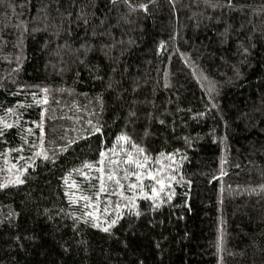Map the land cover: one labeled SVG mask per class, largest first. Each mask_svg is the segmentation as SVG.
I'll list each match as a JSON object with an SVG mask.
<instances>
[{
  "label": "trees",
  "instance_id": "1",
  "mask_svg": "<svg viewBox=\"0 0 264 264\" xmlns=\"http://www.w3.org/2000/svg\"><path fill=\"white\" fill-rule=\"evenodd\" d=\"M0 131V264H264V0H0Z\"/></svg>",
  "mask_w": 264,
  "mask_h": 264
},
{
  "label": "snow or ice",
  "instance_id": "2",
  "mask_svg": "<svg viewBox=\"0 0 264 264\" xmlns=\"http://www.w3.org/2000/svg\"><path fill=\"white\" fill-rule=\"evenodd\" d=\"M140 7L145 8L146 6L145 5H140ZM4 127L5 128H10L11 125L5 124ZM96 131L99 132L100 129L97 128ZM3 134H4L3 131H0V136H2ZM117 139L118 140H121V141H125V140H128L130 138L129 137H126L124 135H121ZM132 146L133 147H137V145H135V144H133ZM143 153H144V150L142 148H138V154H140V155L143 156ZM36 155H41V153H36ZM100 155L103 157L104 156V153L101 152ZM169 158H171V157H169ZM43 159L44 160H48L49 159V157L47 156L46 153L43 155ZM146 159H147V157L144 156L143 157V160H146ZM127 163L134 164L135 167H136V169H140L141 170V171L131 172L130 174L131 175H135L136 180L139 182V189H140L141 194H143L146 199H151L152 202H153V206L158 207L159 206V202H158L159 194L157 192L156 187L155 186H152L151 187V196H148L146 193H144V185H143L142 181H143L144 177L147 176L149 179L154 180L155 181V184L160 185L161 190H163L164 189V186H165V180H164V178L163 177H160L159 175H154L152 171L145 170V164H144V162L142 160H134L131 154L128 155ZM101 171H103V170L101 169ZM128 174L129 173L126 170V176ZM114 177H115V173H109V177L108 178L110 180L111 179H114ZM169 179H174V177H169ZM23 182L24 181L22 179H20L19 176H17L14 181H11V183H14V184H22ZM115 183L119 187L123 188V185L121 184V182H120L119 179H115ZM4 186L5 185L0 184V188H3ZM128 187L130 189H136L138 187V185L135 184V183H133V184H130ZM101 190H103V185H101ZM80 199H84L85 201H87L89 198L88 197H85V196H82V197H80ZM130 199L132 201V208H135V203H134L135 196H133ZM72 202L75 203L74 200ZM160 202H162V201H160ZM88 206H91V205H88ZM117 207H119V205ZM87 215L89 217H92V219L94 221L92 223V226L93 227L100 228V230H102L105 233H109V234H111L112 227L117 224V222H118V220L120 218V214L118 213L117 214V217L115 219H110V220L104 221L103 223H97L95 221H98L99 220V217L96 216L95 213H87ZM135 215L139 216L140 215L139 211H136L135 212Z\"/></svg>",
  "mask_w": 264,
  "mask_h": 264
}]
</instances>
